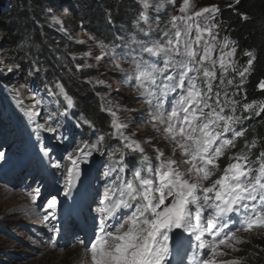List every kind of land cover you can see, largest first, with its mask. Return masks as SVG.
Listing matches in <instances>:
<instances>
[{"label": "snow or ice", "instance_id": "1", "mask_svg": "<svg viewBox=\"0 0 264 264\" xmlns=\"http://www.w3.org/2000/svg\"><path fill=\"white\" fill-rule=\"evenodd\" d=\"M138 2L142 9L135 27L146 39L137 40L135 34L131 35L129 51L123 54H117L113 46L110 62L125 81H135L138 96L148 105L152 128L158 133L162 131L164 139L175 145L173 152L179 151L185 166L182 168L175 159H165L160 149H155L156 163H153L140 143L125 134L128 124L121 122L113 111V107L119 106L102 107L101 111L111 114V131L98 135L91 143L77 140L65 150L61 160L51 164L63 178L65 197L71 196L82 181L85 175L82 165L91 163L94 154L107 155L109 163L103 175L108 178L115 175V179L105 183L103 191L94 192L88 204L91 235L87 244L80 241L86 248L82 264L88 257L92 264H183L181 252L187 255L188 249H192L190 264H243V258L223 257L228 255L226 249L239 251L237 245L244 242L239 232L264 230V151L252 160L251 148L256 141L250 144L245 141L249 151L229 156L222 172L219 161L236 147L237 138L245 135V129L238 130L237 125L248 118L236 115L239 102L232 97L237 93L229 95L227 90L233 79H227L225 84V78L230 69L236 73L241 78L236 85L239 91L255 57L246 53L252 58L247 67L238 71L231 59L236 48L228 49L229 43L235 42L225 38L220 44L213 32L217 27L214 23L201 26L199 18L205 13H216V6H206L189 15L190 0H182L180 15H172L161 38L153 40L140 26L141 22L149 21L151 0ZM162 6L156 5L157 9ZM99 46L107 47L103 42ZM217 48L219 55L215 56ZM122 58L129 63L128 68L122 67ZM14 69L20 70L21 66L15 64L8 72ZM39 70L32 68L28 75ZM217 79L219 84L215 85ZM259 87L264 89V78ZM13 91L16 105L37 142L42 143L41 132L51 134L59 144L69 142L70 133L65 132L64 126L69 110L76 105L59 80L52 86L45 85L46 96L39 89L29 88L30 104L25 103L18 90ZM62 102L66 106L62 107ZM242 107L244 112L255 110L256 116L264 113V102L246 103ZM83 126L95 130L92 120L81 112L76 127ZM106 136L118 138L122 147L106 150ZM137 151L141 153L140 161L130 167L127 155ZM41 152L52 159V149L42 146ZM5 159L6 152L0 150V161ZM128 171L130 176L125 175ZM40 194L39 186L29 193L33 205ZM57 207L55 196L48 199L42 206L46 213L43 221L55 219ZM173 256L175 261L169 259Z\"/></svg>", "mask_w": 264, "mask_h": 264}, {"label": "trees", "instance_id": "2", "mask_svg": "<svg viewBox=\"0 0 264 264\" xmlns=\"http://www.w3.org/2000/svg\"><path fill=\"white\" fill-rule=\"evenodd\" d=\"M224 1L226 5L219 8L214 22L218 21L223 29L222 34L231 42H235L236 62L240 65L239 68L242 67L240 70L247 67V61L252 58L246 53L251 52L255 57L252 70L246 74L241 104L258 105L264 102V89L259 88V82L264 78V0ZM78 3L81 4V9L78 8ZM136 3L139 4L137 1ZM128 9V0H0V32L5 50L3 47L2 49L9 54L5 59H9L13 65L21 66L20 76H25L22 77L24 83L35 85L34 89L44 91L46 84L52 86L54 81L59 80L76 100L75 108L70 110L72 115L75 117L77 112L82 111L93 122V118L103 116L99 112L98 101L104 91L100 84L88 81L98 74L97 69L88 68L82 59L72 58V54H79L84 50L83 44L76 40L75 33L83 32L93 37L96 33L97 37L94 38L109 48L113 49L114 46L115 50H118L123 39L128 43L133 34L136 39L145 40L144 33L133 27L135 21L128 27L118 26L113 30L107 28L113 19H128ZM64 11L75 23H64L65 18L62 22L58 19L57 13ZM139 11L140 9L134 11L133 17L137 18ZM140 26L146 32L145 23L141 22ZM118 34L123 37L118 39ZM62 37L63 45L59 41L56 42ZM115 38L118 40L117 45L113 43ZM33 61L36 62L35 65ZM76 61L78 65L86 68L80 67L79 70L77 64H74ZM32 68L40 70L29 76L28 72ZM231 77L239 76L236 73L230 74L225 78V84ZM8 78L0 75V81L6 82ZM11 101L15 103L14 100ZM1 106L8 107L2 101ZM241 117L248 118L246 121L243 119L245 135L238 138L237 145L243 146L236 149V152H248L245 141L250 144L255 140L256 146L251 148V155L255 152L256 159L264 151V113L256 116L254 110L249 114H241ZM83 128L88 136L90 127ZM238 249L240 252L236 251L232 256L243 258V264H264V238L258 243L244 241L239 244Z\"/></svg>", "mask_w": 264, "mask_h": 264}, {"label": "rangeland", "instance_id": "3", "mask_svg": "<svg viewBox=\"0 0 264 264\" xmlns=\"http://www.w3.org/2000/svg\"><path fill=\"white\" fill-rule=\"evenodd\" d=\"M167 1L169 4H171V6L174 7L171 12H169L170 17L172 15H178V9L182 3V0H174V2L173 0ZM218 1L224 2V0H190V11L188 14L191 15L196 13L206 6H213V4L214 6L217 4L219 5ZM162 14L164 15V13ZM214 15L215 13L203 14L199 18L201 26H204L206 23L215 24L213 20ZM56 16H58V19L61 21L67 16V13L64 11L62 13H57ZM205 17H211V19L206 20ZM147 24H149L151 29H153V26L149 21ZM167 26L168 25H165L164 31L167 29ZM213 32L216 35L217 41L222 44L226 37L222 33L218 34V32L214 29ZM75 35L76 40L83 44L84 49L77 55V57H80L84 61L85 66L88 68H96L98 72L97 75L90 78L88 81H91L94 84H98L97 81L104 82L99 83L100 85H103L107 91V93L103 95H106L107 100H109L108 102L111 104L110 107H113L114 105L119 106L118 109L113 107V111L117 112L121 122L128 124L125 134L130 136L133 140L138 141L141 147H143L144 153H146L148 156L150 155V158H155V149H160L164 152L165 159H175L177 160V163L183 168L185 165L180 159L181 154L179 151L175 152V154L173 152L175 145L170 144L169 141L164 139L162 131L158 133L152 128L151 123L148 120V105H146L145 100L142 97L138 96L139 89L135 87V81H125L122 78V74L110 62L111 49L108 47L102 49L99 46L101 41L89 34L76 32ZM160 36H162V34ZM1 41L2 33L0 32V72H3V75L9 77L10 80L12 79L11 81L9 80L10 84H15V88L13 86L11 89H9V91L6 89V91L2 92L5 93V96L2 97V101L6 105L7 101H9L10 104H13L8 108H4L3 106L0 107L1 115L3 117H9L10 110H12V112L15 110L17 114L22 112V110L17 107L16 102H11V100L15 101V93L13 91L14 89L18 90L23 95L27 104L31 103V97L30 93L28 92L29 88L26 87L24 79L22 78L25 76L23 74L22 77L19 75L20 70L14 69L12 72H8V69L13 68L14 65L11 63V61H9V59H5V56H9V54L6 53V51H3L5 48ZM129 43L130 40L128 44ZM132 47L135 48V44H132ZM231 48L232 46L229 43L228 49ZM115 51L117 54H123L129 51V46L126 45V41L124 39L120 47H118V50ZM87 53H91V55H86ZM104 53L108 54L104 59H96L97 56H101ZM134 54L135 53H133V55ZM214 55H219V48H217V51ZM122 67H129V63L126 60H123V58ZM217 69H219L218 65ZM219 76L217 77L219 78ZM240 79V77L234 78L236 85L240 84ZM215 82L216 83L214 84L217 85L219 83V79H217ZM110 116H104L106 120L101 121V124L104 125H102L103 130L106 129L104 123H106L107 126L110 125L107 120L109 118L111 121L112 117L110 118ZM3 117H1V119H3ZM8 133L9 135L12 134L10 132ZM98 135L100 134H97L95 139L98 137ZM112 141L121 143L118 138H112ZM11 142L12 141L10 140L5 142L3 147H0V150L7 148ZM99 156L103 159L107 158V155L101 156V154L97 153L93 155L91 160H96ZM11 159H14V157L6 156V160L10 161V165H16L19 163V160L12 162ZM7 161H5V163H7ZM11 167L12 166H9L8 168ZM19 167V165H16L15 167L11 168L13 171L11 178H16L18 176L17 171L21 169ZM26 168V173L32 175L31 177L34 176L35 170L37 169H40V172H42L39 163ZM41 176V174L36 176L40 182V184H38L39 188L44 182V178ZM6 183L10 184L9 180H6ZM34 189L33 187L28 188L24 185L11 187L0 184V259H2L0 260V264H73L76 260V254L74 251L77 250L76 248H79L81 253L84 254L86 251L85 246L81 244H74L67 248H60L50 243L47 244L44 242V240L40 239L39 235L37 236L38 230L35 229V226H38L39 224L38 220H36L38 213L32 211L33 204L29 196V193L33 192ZM42 189H40V193L42 192ZM5 195L17 196L13 198V201H18V203H13ZM29 219H33V221L29 222ZM238 236L243 241L258 243L264 238V230H259L258 234L253 232L244 234L243 231H241L238 233ZM80 264H82V262ZM83 264H92L90 257L85 258L83 260Z\"/></svg>", "mask_w": 264, "mask_h": 264}, {"label": "bare ground", "instance_id": "4", "mask_svg": "<svg viewBox=\"0 0 264 264\" xmlns=\"http://www.w3.org/2000/svg\"><path fill=\"white\" fill-rule=\"evenodd\" d=\"M216 7L219 10L220 6L218 4L216 5ZM145 26H146V29H151L149 24H145ZM146 32H148V30H146ZM120 37H123V36H120L118 34V39H120ZM145 38L146 37L144 36V39ZM151 39L156 40L155 37H151ZM126 45L129 46L128 43H126ZM110 49L113 50L112 48ZM77 55L78 54H72V58L81 59L80 57H77ZM74 64L78 65V61H76ZM81 68L85 69L86 67L84 66ZM81 68L79 67L78 69L80 70ZM75 69H77V67H75ZM0 75H3V72H0ZM229 75L230 74L228 72L227 76ZM9 80L10 79L8 78L6 82L0 81V102L2 101V97L5 96V93H2V92L6 91V89H8L9 91V89H11L15 85V84H10V81L12 79L10 81ZM25 84H26V87L28 88H32V89L35 88V85L31 83L25 82ZM67 92L72 96L69 89L67 90ZM40 94L42 96L47 95V93L43 90H40ZM103 94H105V92ZM103 94L100 95V98L101 96H103ZM11 105L13 104H10L9 101H7V106L9 107ZM63 106H66V105H63ZM52 110L55 111V106H53ZM41 113L43 115V109L41 110ZM1 117L3 116L0 113V147H3L5 142L9 140L12 141L7 148H3L2 150L6 152V156L14 157V159H11L12 162L19 160V163H17L16 165H19L20 166L19 168L21 169L17 171L18 176L16 178H11V176L13 175V171L11 168L15 167L16 165H10L9 164L10 161H7L6 159L3 161H0V174H1L0 184H4V186L8 185L11 187L17 186V185L18 186L24 185L25 187H28V188L32 187L31 186L32 184L33 189L34 188L36 189L38 187V184H40V182L38 183L30 178L32 175L26 173V170H27L26 167L33 166L39 163L40 168L42 170V172H40V169L35 170V174L33 176L36 179L37 178L36 176L38 174H41L42 175L41 177L44 178V182L40 186V189H42L43 187L42 192L38 198L37 204L33 205L32 207V211H34L35 213H38V215L36 216V220H38L39 224L38 226H35V229L38 230L37 236L39 235L40 239L44 240V242H46L47 244H49L50 242L60 243L62 240H65V236H74L82 232H87L91 230L88 225L90 224V218H88V211H89L88 205L86 206L83 200H85V202L89 204V198L87 197L88 194L86 193L87 175L89 174V169L92 170V167H93L92 162L91 164L87 163V164L82 165V169L85 175L82 177V181L77 183V188L73 190V194L69 197H65L63 194V178L54 168L51 167V164L55 163L57 160H61V157L66 155L65 150L73 147L77 140L86 139L87 135H85V129L83 127H80V128L76 127L77 120L74 119L72 112L69 110V114L66 118V123L64 126L65 132L70 133V140L69 142H66L64 144H59L53 139V141L51 142L52 145L50 148L52 149V159L51 160H49L48 157H44L41 152L42 146L44 145L47 146V143L45 144V141L48 140L49 137H52L51 134L41 132L40 141H42V143H39L37 142V137L34 134H30V128L27 127V122L22 112L20 113V116H19L15 112V110L13 112L12 110H10L9 117L4 116L3 119H1ZM41 122H43V120H41ZM8 132L12 134L9 135ZM24 147H26L25 154L19 151V148L24 149ZM35 153H39V154H35ZM5 161H7V163H5ZM9 166H12V167L8 168ZM47 169L50 170L51 173H46L44 171ZM6 180H9L10 184H7ZM5 196L8 199H10L13 203L15 204L18 203V201H13V198L17 196H13V195L11 196L5 195ZM53 196H55L58 200V207L55 213L56 218L55 219L50 218L49 221L45 222L43 221L42 217L46 213L43 211L42 206L46 203L48 199L52 198ZM65 201H69V203L66 204ZM32 221L33 219H29V222H32ZM258 231L256 232L252 231V232L258 234ZM243 233L246 234V232H243ZM51 238H53L52 241L49 240ZM237 248H239V245H237ZM76 249L77 250L74 251V253L76 254L75 256L76 260L73 264H80L82 262V257L84 256V254L81 253L79 248H76ZM226 251H228V255L226 256L228 258L230 254L229 253L230 250H226ZM239 252H240V249L238 253ZM231 255H234V253H232Z\"/></svg>", "mask_w": 264, "mask_h": 264}]
</instances>
